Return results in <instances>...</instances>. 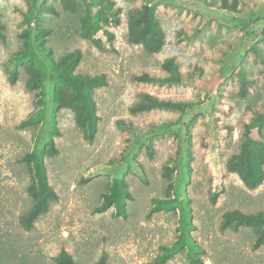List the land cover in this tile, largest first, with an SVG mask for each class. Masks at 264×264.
I'll return each mask as SVG.
<instances>
[{
    "label": "rangeland",
    "instance_id": "1",
    "mask_svg": "<svg viewBox=\"0 0 264 264\" xmlns=\"http://www.w3.org/2000/svg\"><path fill=\"white\" fill-rule=\"evenodd\" d=\"M111 1L121 8L118 26L104 0H75V11L62 0H0L6 28L0 44V264H55L62 249L78 264H95L104 254L106 264H154L162 247L177 239L184 245L165 264H264V245L253 248V228H221L228 211L264 212V181L249 189L226 170L227 161L240 152L245 124L264 110V61L252 50L259 45L264 58V0H240L237 12L221 8V0ZM143 4L156 8L165 33L159 52L129 42L128 13ZM88 13L98 14L103 30L84 37L82 17ZM41 39L55 61L80 50L75 73L106 75L107 86L93 94L100 117L93 141L84 138L72 109L54 106L57 82L48 53L38 46ZM27 47L46 72L36 90L27 87L25 66L12 61ZM168 58L179 63L181 83L133 79L145 72L166 75L161 65ZM238 66L252 79L246 96L239 94ZM8 68L19 72L15 83ZM39 91L43 103L38 105ZM143 92L196 104L185 111L133 114L130 107ZM30 115L36 122L19 128ZM212 122L230 127L226 138H218L223 176L215 202L210 159L215 149L205 144H214ZM251 135L261 139L257 128ZM51 136L55 155L46 152ZM29 152L44 153L58 198L25 230L20 218L32 206L31 173L22 157ZM165 165L172 168L169 178L162 174ZM114 178L123 179L131 195L124 216H116L114 207L96 211ZM166 197L172 199L170 207L149 215L153 199Z\"/></svg>",
    "mask_w": 264,
    "mask_h": 264
},
{
    "label": "trees",
    "instance_id": "2",
    "mask_svg": "<svg viewBox=\"0 0 264 264\" xmlns=\"http://www.w3.org/2000/svg\"><path fill=\"white\" fill-rule=\"evenodd\" d=\"M64 7L75 11V0H62ZM240 0H221L220 7L233 12L239 11ZM104 7L109 11L114 25L120 24L121 8L115 7L111 0H104ZM52 11V7H48ZM83 28L82 36L88 37L90 34H95L103 30L99 22L98 14L88 13L82 17ZM128 29L129 42L133 44H142L150 53L159 52L165 44V33L156 16V8L153 5L143 4L139 8H135L128 13ZM5 24L1 19L0 12V44L5 41ZM41 32L47 35L50 29H42ZM106 37L111 41L114 37L113 33L103 31ZM44 40L38 41L39 48L48 53V57L55 72V81L57 85L52 92L53 104L57 109L69 108L75 113L76 124L83 130L84 138L88 141H93L98 132L99 115L97 114V104L94 99V90L100 87L107 86L108 80L105 74L90 76L75 73V69L81 60V51L76 50L59 61H55L51 56V50L46 49L43 45ZM252 50L264 61L263 51L259 45H253ZM25 66L26 72L29 75L27 87L29 90L38 89L45 78V68L36 62L31 47L18 51L12 55V61ZM162 68L166 71V75H155L150 73H142L134 75L133 79L138 82L152 83L157 85H172L183 81V74L180 71V65L174 58H168L163 61ZM9 79L11 83H15L18 79L19 72L16 68H8ZM238 74L241 86L240 96H246L248 86L252 83V79L247 77L246 69L243 66H238L235 69ZM36 103H43V95L39 91ZM196 103L188 100H173L160 98L153 94L143 92L139 96V100L130 107L133 114L148 112L154 109L178 110L185 111ZM37 118L30 115L23 120L18 126L19 128H27L36 122ZM244 140L241 144L240 152L233 155L226 163L228 172L237 173L249 189H255L264 181V110L256 111L255 116L249 123L245 124ZM257 128L261 136L260 140L252 137L251 132ZM230 133V127H219L215 122H212L211 134L215 135L212 145L205 141V144L215 149L210 152V159L214 166L213 179L216 182V188L211 199L215 202L221 192L220 183L223 176L222 161L220 158L218 138H226ZM210 148V149H211ZM211 151V150H210ZM46 152L49 155H55L58 151L55 147L54 139L50 137ZM152 156V152L149 151ZM22 161L26 162L30 168L31 182L27 188L28 194L32 198L31 208L24 213L20 218V223L25 230H30L34 226V222L43 214L48 212L51 203L57 200L58 195L54 188L49 184L47 168L44 162V153L29 152L22 157ZM172 168L165 165L163 168V176L169 178ZM173 184L170 181L168 187L172 188ZM131 195L128 191L126 182L121 178H114L110 184L108 191L103 193L102 201L96 208L97 212H103L114 207L116 216H124L126 214V199ZM172 199L154 198L153 206L150 209L149 215L162 209L169 208ZM251 227L257 232V237L253 243V248H259L264 245V212L258 211L255 213H245L239 209L228 211L224 214L221 223L223 230L231 228L237 230L239 227ZM184 239H177L171 245L162 247V253L158 256L154 264H165L176 252L184 245ZM195 246V245H194ZM193 259H197L196 253H191ZM55 264H78L73 256L62 249L54 258ZM95 264H106V254L102 255Z\"/></svg>",
    "mask_w": 264,
    "mask_h": 264
}]
</instances>
